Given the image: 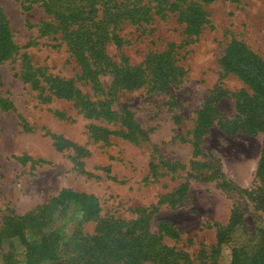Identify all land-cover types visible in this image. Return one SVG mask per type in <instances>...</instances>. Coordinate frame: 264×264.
<instances>
[{
  "label": "rangeland",
  "instance_id": "374dc122",
  "mask_svg": "<svg viewBox=\"0 0 264 264\" xmlns=\"http://www.w3.org/2000/svg\"><path fill=\"white\" fill-rule=\"evenodd\" d=\"M141 3L150 7L149 18L139 23L125 19L114 30L123 44L109 41L108 52L114 60L125 55L131 64L146 66L149 58L171 48L179 67L175 80L153 87L148 69L149 82L137 88L111 89L108 74L101 76L102 90L76 82L92 100L119 114L132 112L143 132L135 130V139H129L119 133L93 137V125L119 132L126 128L120 120L88 116L72 100L39 97L22 77L25 56L46 74L74 78L80 68L60 33H41V23L51 18L43 0H0L18 47L0 63V99L14 106L4 109L0 103V227L5 215L33 211L62 188H72L95 194L102 217L131 221L143 209L153 233L161 221L171 223L179 237L162 238V244L176 252L171 264H231L234 247L257 242L264 212L247 193L220 183L226 179L244 189L260 186L255 177L264 134L225 133L220 127L219 119H233L237 113L236 94L242 88L251 90L237 75L225 72L219 60L232 39L243 41L264 60V0L202 2L207 21L196 34L188 33L168 6L157 7L154 0ZM214 95L218 117L202 136L201 152L196 154L193 135L199 111ZM53 135L87 150L81 158L84 171L75 163L76 151L56 149ZM26 155L31 159L20 160ZM183 185L186 193L180 195ZM234 208L242 212L243 224L217 248L218 225L229 222ZM81 219L75 206L53 213L51 230L57 233L62 258L72 255L70 238L75 230L96 233V221L79 228ZM26 236L36 242L41 234L27 230ZM27 260V246L18 237L3 240L0 264H27Z\"/></svg>",
  "mask_w": 264,
  "mask_h": 264
},
{
  "label": "trees",
  "instance_id": "16d2710c",
  "mask_svg": "<svg viewBox=\"0 0 264 264\" xmlns=\"http://www.w3.org/2000/svg\"><path fill=\"white\" fill-rule=\"evenodd\" d=\"M142 0H43L46 12L51 16L41 23V33H60L71 55L75 58L80 72L74 78H65L46 74L42 67H35L25 56L22 64V77L33 89L39 92V97L49 100L52 97L72 100L90 117H102L108 121L120 120L126 130L112 131L93 125L91 133L96 138H106L112 133H119L129 139H135L134 131L141 130L133 120L129 109L119 114L111 110L109 105L92 100L76 85L77 81L89 84L93 89L102 90V75H110L111 89L137 88L148 81V69H152L150 82L153 87H165L177 77L178 66L175 65L173 50L170 48L149 58V64H131L123 55L119 61L114 60L108 52L109 41L121 46L122 39L115 33L119 25L128 19L139 23L146 21L149 6ZM158 6H168L178 13V19L185 23L188 33L200 32L207 21V11L202 2L213 0H154ZM18 50L13 40V34L5 13L0 8V63L11 58ZM220 65L227 73L237 75L251 90L242 88L236 94L237 113L233 119H219L218 123L225 133L245 132L249 134L262 132L264 134V60L246 43L232 39L220 57ZM177 73V74H176ZM216 95L207 98L205 105L199 111L193 143L195 153L199 154L200 140L218 117L213 107ZM4 109L14 108L13 103L6 98L0 99ZM60 113V112H56ZM142 131V130H141ZM143 132V131H142ZM56 149L73 148L76 151L75 163L84 171L82 157L87 150L63 136L53 135ZM29 156L20 160H30ZM33 162H44L43 159H33ZM201 167L207 164H200ZM255 181L260 182L257 189H244L223 179L221 187L238 189L247 193L264 212V141L261 157L258 163ZM186 185L178 190L180 195L186 193ZM75 206L82 214L78 225L96 221V233L88 234L80 229L74 231L71 241L72 255L62 258L57 251V233L51 230L55 210ZM99 198L89 192L77 191L72 188H62L58 194L23 215H5L0 227V245L5 238L18 237L27 246V264H42L56 262L60 264H171L176 252L162 244L164 235L179 237V232L166 220L159 224L157 233L149 226V215L141 209V215L131 221H123L114 217L101 216ZM243 224V214L238 208L232 210L229 222L218 225L217 244L230 240L231 234ZM38 232L41 237L32 242L26 236V231ZM231 264H264V228L259 229L258 240L253 245L243 244L233 248Z\"/></svg>",
  "mask_w": 264,
  "mask_h": 264
}]
</instances>
